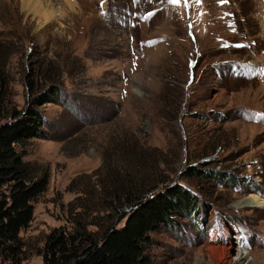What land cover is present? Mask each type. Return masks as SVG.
I'll return each instance as SVG.
<instances>
[{
	"label": "rangeland",
	"instance_id": "374dc122",
	"mask_svg": "<svg viewBox=\"0 0 264 264\" xmlns=\"http://www.w3.org/2000/svg\"><path fill=\"white\" fill-rule=\"evenodd\" d=\"M0 59L8 112L59 89L39 99L46 138L24 147L47 188L20 260L0 264H43L52 230L100 232L175 183L199 212L150 235L153 264H197L204 246L229 248L205 264H264V204L243 206L264 202V0H0Z\"/></svg>",
	"mask_w": 264,
	"mask_h": 264
},
{
	"label": "trees",
	"instance_id": "16d2710c",
	"mask_svg": "<svg viewBox=\"0 0 264 264\" xmlns=\"http://www.w3.org/2000/svg\"><path fill=\"white\" fill-rule=\"evenodd\" d=\"M4 77L5 62L0 59V254L18 262L23 248L19 233L31 223L33 204L48 185L45 173H37L23 161L24 147L31 140L46 138L39 99L53 103L59 89L51 86L39 99L8 112ZM33 85L28 83L31 93ZM187 172L203 180L242 184L236 176L213 169L191 168ZM126 204L118 219L100 232H88L82 220L75 221L71 232L52 230L43 245V264H153L148 253L153 243L150 235L174 227L176 218L191 219L199 212L197 197L176 183L147 196L128 198Z\"/></svg>",
	"mask_w": 264,
	"mask_h": 264
},
{
	"label": "bare ground",
	"instance_id": "6f19581e",
	"mask_svg": "<svg viewBox=\"0 0 264 264\" xmlns=\"http://www.w3.org/2000/svg\"><path fill=\"white\" fill-rule=\"evenodd\" d=\"M38 0H36L35 2L33 0H23L24 5H28V4H32V3H36L37 4ZM35 6V5H34ZM35 8V7H34ZM38 8V7H37ZM44 15V13H42ZM49 18L46 17V20H48ZM244 207L245 206H261L264 204V202L257 197H252L247 199L244 203H243ZM229 254V248H216L213 246L210 247H202L199 249L197 255H196V263L197 264H205V259L208 257L210 259L215 258V256L220 255L223 258H226ZM243 256V255H242ZM241 256V257H242Z\"/></svg>",
	"mask_w": 264,
	"mask_h": 264
}]
</instances>
